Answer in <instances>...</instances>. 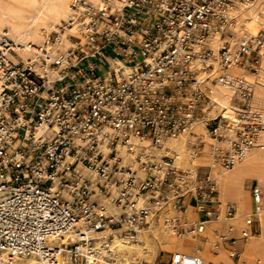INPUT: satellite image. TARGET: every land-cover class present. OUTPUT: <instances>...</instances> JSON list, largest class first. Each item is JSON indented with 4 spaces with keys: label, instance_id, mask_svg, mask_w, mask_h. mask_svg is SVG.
Returning a JSON list of instances; mask_svg holds the SVG:
<instances>
[{
    "label": "built area",
    "instance_id": "built-area-1",
    "mask_svg": "<svg viewBox=\"0 0 264 264\" xmlns=\"http://www.w3.org/2000/svg\"><path fill=\"white\" fill-rule=\"evenodd\" d=\"M252 2L69 0L57 29L44 31L38 45L28 43L35 58L26 61L15 58L20 44L0 33L2 261L33 255L54 264L59 251L71 263L133 264L114 258L115 235L127 243L161 223L177 236L195 237L204 221L219 218L214 175L196 168L195 152L187 167H177L165 141L202 122L205 135L225 145L211 144L207 168L229 169L257 140L264 118L247 112L250 84L228 73L232 66L254 73L264 60V29L236 39L230 29L232 7ZM65 29L73 33L60 51ZM215 37L223 41L214 53L208 41ZM213 62L220 72L205 81L232 88L245 112L231 124L220 113L209 115L210 91L197 79ZM197 140L202 147V136ZM249 190L258 203L257 183ZM102 196L120 210L117 216ZM189 204L201 216L196 221L159 219L168 206L180 212ZM222 209V218L235 216L233 205ZM259 223L254 212L246 232L258 233ZM217 234L214 247L232 242L228 264H235L238 238ZM168 260L213 264L187 253Z\"/></svg>",
    "mask_w": 264,
    "mask_h": 264
},
{
    "label": "bare ground",
    "instance_id": "bare-ground-1",
    "mask_svg": "<svg viewBox=\"0 0 264 264\" xmlns=\"http://www.w3.org/2000/svg\"><path fill=\"white\" fill-rule=\"evenodd\" d=\"M68 5L69 0H0V33L6 30V34L15 40L17 44H20L15 46L14 49L17 54L22 56L24 61L29 58L33 59L35 58L34 48L30 47L28 43L38 45L44 31H49L52 28L57 29L56 24L65 18ZM231 15L234 20L230 27L233 38L236 39L244 33L255 34L260 29H264V0H254L246 7L242 5L232 7ZM72 33L73 29H65L61 32V41L56 47L57 50L64 51L66 49L68 46L66 37ZM222 41L223 39L217 37L208 41L214 53L220 47ZM12 58L15 60L14 57ZM213 64L214 66L209 72H199L197 79L202 89L207 87L210 91L209 97L214 106L209 110V115L220 113L231 124L238 121L237 113L245 112L236 104L232 88L219 82L205 81L206 76L213 79L220 72L217 63L213 62ZM192 66L199 67L200 64L196 62ZM228 73L232 76L242 77L250 84L251 98L248 102L247 112L260 111L264 118V60L261 61L258 70L254 73L239 69L237 66L230 67ZM204 135L205 128L202 122H196L178 139L168 138L165 141V145L174 151L173 162L177 167H187L189 165V153L195 152L194 163L196 168L198 169L201 166L207 168L210 164L211 144L225 147L223 142L216 143L211 139L204 138ZM198 136L203 138L204 144L202 147H197ZM208 170L215 177V187L218 191L217 199L219 200L221 213L219 218L211 217L203 222L204 228L200 236L205 237L206 240L202 243L201 250L184 247L167 226H163L161 223L159 225L150 223V233L140 232L134 240L127 243H122L120 237L115 235L111 247L114 258L124 260L127 263L133 262V264H137L141 260L151 263L159 250H167L172 253L187 254H197L191 252H198L205 263L228 264L233 262L229 254H226L222 249H218L217 253L212 251L215 248L212 246H214L213 241L217 238V232L222 231L223 233H229L231 235V237L228 235L229 238L239 239L245 234L242 239V249L238 259L234 262L235 264H264V128L260 131L253 146L231 168L218 166L212 169L207 168L206 171ZM138 174L141 175V172H138ZM250 179L255 180L260 189L261 195L258 203L253 201L249 192L247 181ZM101 199L109 213L116 216L120 213V210L108 198L102 196ZM225 204H231L236 208L235 216L222 218V208ZM173 210L172 207L168 206L159 213V219L173 216ZM254 212L259 214V232L249 233L246 232L248 228L246 219L251 217ZM175 215L180 216L181 219L183 218L182 220L187 218L190 222L197 220L195 208L192 206H188L185 212L184 210L176 211ZM186 236V239L201 244L198 239L200 236ZM63 239H66V236ZM54 256V260H57V263L54 264H80L65 261L59 251H56L53 254ZM4 262H7L6 264H52L46 258L39 259L33 255L16 256L8 261L0 259V264H5Z\"/></svg>",
    "mask_w": 264,
    "mask_h": 264
},
{
    "label": "rangeland",
    "instance_id": "rangeland-1",
    "mask_svg": "<svg viewBox=\"0 0 264 264\" xmlns=\"http://www.w3.org/2000/svg\"><path fill=\"white\" fill-rule=\"evenodd\" d=\"M15 58H16V60H19V59H23L22 58V56H20L19 54H16L15 55ZM235 102V101H234ZM212 116V115H211ZM199 135V134H198ZM204 138H206V139H209V138H207L206 136H204ZM200 166V165H199ZM198 170H200V171H206L207 170V168L206 167H204V166H201V167H199L198 168ZM254 183H257L255 180H253V179H250V180H248L247 181V186H248V188L250 189V186L251 185H253ZM249 192H250V190H249ZM263 194V193H262ZM176 214V211H174L173 210V215H175ZM183 219V218H182ZM184 220H186V221H188V222H190V220L189 219H187V218H185ZM174 233V232H173ZM254 233V232H253ZM175 234V233H174ZM225 236H226V238H229V237H231V235L229 234V233H223ZM228 235H229V237H228ZM175 236H176V238L179 240V242L183 245V246H185V245H188L189 243H190V241L192 242V240H190V239H186V235H183V236H177L176 234H175ZM242 243H243V241H242V239H238L237 240V244L236 245H234V249H237V251H238V257H239V253H240V251H241V249H242ZM212 247H214V246H212ZM225 247H227V249L228 250H224V248L221 246V247H218V249H222L226 254H228L229 253V251L230 250H232V248H233V244H232V242H230V241H228L227 242V244H226V246ZM214 249H216V248H214ZM170 253V252H169ZM172 253V252H171ZM170 253V254H171ZM168 253L167 252H165V251H158L157 252V254H156V256H155V259L151 262V263H145L144 261L142 262V264H168Z\"/></svg>",
    "mask_w": 264,
    "mask_h": 264
},
{
    "label": "crops",
    "instance_id": "crops-1",
    "mask_svg": "<svg viewBox=\"0 0 264 264\" xmlns=\"http://www.w3.org/2000/svg\"><path fill=\"white\" fill-rule=\"evenodd\" d=\"M188 206H192L191 204H189ZM188 206H186V208L188 207ZM193 207V206H192ZM186 208L184 209V212L186 211ZM196 217H197V219L198 218H200L201 216H200V214H198V213H196ZM200 241H201V244H196V241L194 242V240H192V242L190 241V243L188 244V245H185L184 247H186V248H188V249H193V250H195V249H197V250H201L202 249V247H203V244L202 243H204L205 242V240H206V238L205 237H199L198 238ZM226 245H224V246H222L223 248H224V250H228L227 249V247H225ZM218 248H216V249H214V250H212L214 253H217L218 251ZM160 251H162V250H160ZM163 251H165V252H167L168 253V255L170 256V251H167V250H163ZM170 252V253H169ZM191 253H197L198 254V252H191ZM229 254V253H228ZM169 256H168V259H169ZM155 259V258H154ZM167 259V260H168ZM142 262L144 261V260H141ZM169 261V260H168ZM142 262L140 263V264H142ZM145 262V261H144ZM146 263V262H145Z\"/></svg>",
    "mask_w": 264,
    "mask_h": 264
}]
</instances>
